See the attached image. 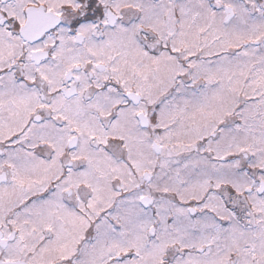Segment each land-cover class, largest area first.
Returning a JSON list of instances; mask_svg holds the SVG:
<instances>
[{"label": "snow or ice", "instance_id": "1", "mask_svg": "<svg viewBox=\"0 0 264 264\" xmlns=\"http://www.w3.org/2000/svg\"><path fill=\"white\" fill-rule=\"evenodd\" d=\"M0 264H264V0H0Z\"/></svg>", "mask_w": 264, "mask_h": 264}]
</instances>
